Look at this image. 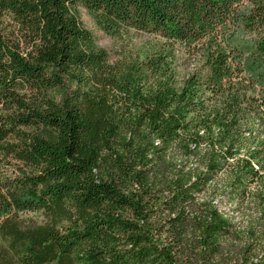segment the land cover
<instances>
[{
	"label": "trees",
	"instance_id": "1",
	"mask_svg": "<svg viewBox=\"0 0 264 264\" xmlns=\"http://www.w3.org/2000/svg\"><path fill=\"white\" fill-rule=\"evenodd\" d=\"M0 264H264V0H0Z\"/></svg>",
	"mask_w": 264,
	"mask_h": 264
},
{
	"label": "rangeland",
	"instance_id": "2",
	"mask_svg": "<svg viewBox=\"0 0 264 264\" xmlns=\"http://www.w3.org/2000/svg\"><path fill=\"white\" fill-rule=\"evenodd\" d=\"M77 13L80 17L82 24L94 33L98 44L108 52L110 62H117L120 60L127 61L132 58H137L140 54H152L156 50H168V46L154 34H149L141 31H136L133 28H128L116 35H111L104 32L96 24L92 14L88 10L80 6L77 8ZM170 53L172 51L170 50ZM174 58L170 62L172 68V80L177 86H180L183 81L193 72L199 69L200 58L197 54L192 53L191 50L181 45H176L173 48ZM140 61V59H138ZM208 105L209 112H215L220 107L221 101L219 99L212 100ZM225 201L224 198H222ZM224 209L228 205L225 202L222 204ZM27 221H43L41 213L27 212L23 214Z\"/></svg>",
	"mask_w": 264,
	"mask_h": 264
}]
</instances>
